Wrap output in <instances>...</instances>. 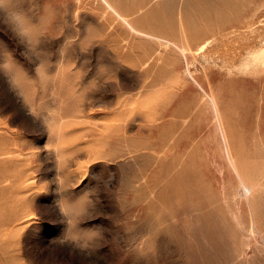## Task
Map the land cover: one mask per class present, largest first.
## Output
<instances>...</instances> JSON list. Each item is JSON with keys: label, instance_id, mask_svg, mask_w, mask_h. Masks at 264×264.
<instances>
[{"label": "rangeland", "instance_id": "obj_1", "mask_svg": "<svg viewBox=\"0 0 264 264\" xmlns=\"http://www.w3.org/2000/svg\"><path fill=\"white\" fill-rule=\"evenodd\" d=\"M0 12V264H264V0Z\"/></svg>", "mask_w": 264, "mask_h": 264}, {"label": "clouds", "instance_id": "obj_2", "mask_svg": "<svg viewBox=\"0 0 264 264\" xmlns=\"http://www.w3.org/2000/svg\"><path fill=\"white\" fill-rule=\"evenodd\" d=\"M11 19V23H8V19ZM0 23H3L10 31H12L16 35H25L26 32L23 28L24 24V17L20 12H14L11 14H5L3 12H0ZM17 28L20 29L19 32H17ZM41 72V69L37 68V73L39 74Z\"/></svg>", "mask_w": 264, "mask_h": 264}, {"label": "bare ground", "instance_id": "obj_3", "mask_svg": "<svg viewBox=\"0 0 264 264\" xmlns=\"http://www.w3.org/2000/svg\"><path fill=\"white\" fill-rule=\"evenodd\" d=\"M130 26L133 28V30H137L135 27L132 26V24L130 23ZM182 52V51H181ZM256 53V52H255ZM254 57H258L259 59L264 61V49L261 48V51L259 49V51H257L256 54H254ZM254 57H252L254 59ZM257 59V58H256ZM220 118V117H219ZM222 125V124H221Z\"/></svg>", "mask_w": 264, "mask_h": 264}]
</instances>
